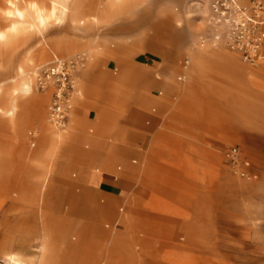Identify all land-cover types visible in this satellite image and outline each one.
<instances>
[{
	"label": "rangeland",
	"instance_id": "rangeland-1",
	"mask_svg": "<svg viewBox=\"0 0 264 264\" xmlns=\"http://www.w3.org/2000/svg\"><path fill=\"white\" fill-rule=\"evenodd\" d=\"M115 1L0 0V107L16 101L26 114L45 96L41 118L0 112V259L264 264V60L244 62L213 38L209 0H137L121 15L95 22L94 15ZM64 38L80 48L44 53V46ZM201 38L209 45L201 47ZM185 42L187 48L180 45ZM219 50L258 77L240 76L212 55ZM76 55L84 60L72 96L74 117L65 129L84 139L85 161L77 156L56 173L49 169L42 187V168L61 143L48 151L44 146L52 89L37 88L36 72L54 56ZM199 55L204 72L193 67ZM235 81L247 83L246 89ZM233 146L249 161L252 176L239 174L226 156ZM100 174L108 183L97 186ZM58 213L71 221L59 222ZM80 220L90 224L92 247L90 260L78 263L70 251L87 250L74 246ZM44 231L61 241L44 239ZM67 235L72 241L64 242Z\"/></svg>",
	"mask_w": 264,
	"mask_h": 264
},
{
	"label": "built area",
	"instance_id": "built-area-1",
	"mask_svg": "<svg viewBox=\"0 0 264 264\" xmlns=\"http://www.w3.org/2000/svg\"><path fill=\"white\" fill-rule=\"evenodd\" d=\"M208 11L215 40L223 42L244 62L256 64L264 60V0H209ZM83 60V55L71 58L54 56L37 69V88L52 89L48 118L58 128L66 125L77 70ZM226 156L239 174L252 176L249 161L239 156L236 147H230ZM0 264L12 263L6 257L0 259Z\"/></svg>",
	"mask_w": 264,
	"mask_h": 264
},
{
	"label": "crops",
	"instance_id": "crops-1",
	"mask_svg": "<svg viewBox=\"0 0 264 264\" xmlns=\"http://www.w3.org/2000/svg\"><path fill=\"white\" fill-rule=\"evenodd\" d=\"M150 0H147V1H144L142 3H148ZM140 2H138L137 0H116L114 3H110V4H106V6L104 8H102L101 10H99L97 12V14L94 15V21L95 22H98L100 20H103V19H108V18H111V17H116V16H119L121 15L126 8L130 7V6H134L135 4H138ZM93 18V17H91ZM195 33V31H189V32H186V34L188 33ZM186 34H183V36H185ZM191 44V43H190ZM182 45L184 48H187V43L185 42L184 44H180ZM190 46V45H189ZM49 47H52L53 50H55L56 52H59V53H64L66 54L64 48H60L58 49L56 45L54 46H44L43 49L45 48L44 53H46V49H48ZM70 52V51H69ZM68 53V52H67ZM212 55L215 56V57H218L220 58L221 60H223L224 62H226L229 66H231L234 71L238 72L239 71V68L238 66H236V63L238 61V59L235 57L234 54H231L229 52H226L224 50H219V51H216V52H212ZM193 67L197 70H200V71H206L208 68H207V64L205 62V58L203 55H199L197 56L194 61H193ZM153 69V68H151ZM77 91V86L75 88V91ZM77 94H78V91H77ZM45 96H39V99H34L35 100V105L34 104V107L32 109H30V112H27L26 114H24L22 112V110H20V107H18L16 101H11L10 104H8L7 106L5 107H0V112H2L3 114H5L6 116H12L14 114H16V111L20 110V113H21V116L25 119V121H28L31 119L30 116L32 115H38L37 117L41 118L42 116H44V112L40 109V102L41 100L44 98ZM75 98H73L74 100ZM133 99H134V102L135 103H139L140 100L142 99V96H141V92L138 88H135L134 91H133ZM39 102V103H38ZM36 108V109H35ZM34 110V111H33ZM9 112V113H8ZM36 113V114H35ZM74 112L71 113L69 119L72 118ZM83 114V113H82ZM78 116L80 118H83L85 119V121H92V120H95L91 117V115L89 116H82L80 113H78ZM67 119V121L69 120ZM82 120L80 119V122ZM8 123L14 127H21L22 129L25 128V126L27 125L26 122H23L22 125H19L18 122H14V121H8ZM15 123V124H14ZM83 124V123H82ZM48 124H43V143H44V146L45 147H48V141L47 139H45L44 137L46 136H51L53 137L52 135V132L50 130H44L45 127L47 126ZM106 131V134H107V130ZM78 132L83 135L84 134V131H83V127L80 128L78 130ZM115 135H121L120 132L116 133ZM70 136H72V140L70 141L69 138ZM77 137L74 136V134H72L71 132H67V134H65L63 137H62V143H61V148L56 152V155H53L51 157V159L49 161H46V163L44 164L43 168H42V180L40 182V186L44 187L46 184L49 183V179H50V175H49V169L53 170V169H57L54 173H56L58 170L61 169V164H69L70 162H72V159L77 157V156H83L80 158V160H84V152H86V148H85V144L84 142V139H82L81 136L79 135H76ZM84 136V135H83ZM122 136V135H121ZM70 138V139H71ZM80 139V140H79ZM47 151H48V148H47ZM82 153H81V152ZM136 152V151H134ZM139 152V151H138ZM121 160V159H120ZM86 163V162H85ZM44 172V173H43ZM54 175V174H53ZM104 175V173H103ZM101 176L100 175H97L95 176L94 178V183H97L98 185L97 186H101L103 183H108L107 181L104 180V176ZM54 177V176H53ZM52 178V176H51ZM105 181V182H104ZM52 184V183H51ZM97 186H89V187H97ZM153 197V196H151ZM150 197V198H151ZM110 206L108 205L107 208H109ZM57 219L58 221H71L70 217L68 216H64V215H60L59 213L57 214ZM70 223L68 222V226ZM79 227L81 228L80 232L73 238L75 239L76 241L74 242V246L75 245H78V244H83V246H85L87 248L86 252H82L80 249H78L77 247H74L71 249L70 253L74 254L75 255V260L76 262L80 263L81 259H83L85 262L89 259L88 255H87V251L89 250L88 248L89 247H92V245L89 243L90 240H91V236H90V224L89 223H84L82 222L81 220L79 221ZM47 232L44 231V234H43V237L44 239H50L51 242H53L52 239H55V240H58V241H61L58 237L59 235H56V236H52V235H47L46 234ZM46 234V235H45ZM72 237L71 235H67L66 236V240L64 242H69V241H72ZM78 239H82V240H78ZM77 241H80V242H77ZM116 248L118 249V247L116 246ZM118 254L120 255V257L124 260V256L121 252H119V250H117ZM68 255V254H67ZM125 261V260H124ZM126 263V262H125ZM64 264V263H62ZM127 264V263H126Z\"/></svg>",
	"mask_w": 264,
	"mask_h": 264
},
{
	"label": "bare ground",
	"instance_id": "bare-ground-1",
	"mask_svg": "<svg viewBox=\"0 0 264 264\" xmlns=\"http://www.w3.org/2000/svg\"><path fill=\"white\" fill-rule=\"evenodd\" d=\"M147 1V0H146ZM73 18H74V20L75 21H79V18L77 19V17L74 15L73 16ZM24 21V20H23ZM15 23H17V21L15 22ZM0 35H2V32L0 31ZM187 41V40H186ZM57 44H58V46H57V48L58 49H60V48H64V50H65V52H66V54H67V52L69 53V51L70 52H73V51H76L77 49H79L80 48V46H81V44H79V42H77V40H75V39H69V38H64V39H61V40H58V42H57ZM199 45L201 46V47H205V46H208L209 44H207V43H205L204 42V40H203V38H201L200 40H199ZM43 50H45V48L43 49ZM48 50H53V48L52 47H49L48 49H46V52L48 51ZM232 51V50H231ZM234 52V51H233ZM94 53V52H93ZM235 53V52H234ZM237 54V53H236ZM89 62H91V60L89 61ZM236 66H238V68H239V75L240 76H244V77H246V76H248L247 78L249 79H256L257 77H258V74H257V72L256 71H253V70H251V69H248V68H246V67H244V66H242L241 64H240V62L239 61H237V63H236ZM246 74H248V75H246ZM237 78V77H236ZM236 83H237V85H238V88L239 89H246L245 88V86L247 85V83H239L238 81H235ZM76 86V85H75ZM240 86V87H239ZM36 103V102H35ZM35 105H37V104H35ZM39 106V105H38ZM36 109V108H35ZM34 111V110H33ZM73 112V110H72V106H71V109H70V111L68 112V115H67V119H68V117L71 115V113ZM9 113V112H8ZM36 114V113H35ZM74 117V116H73ZM71 122V121H70ZM15 124V123H14ZM22 125V124H21ZM52 126V127H54V124H48L46 127H45V129L44 130H50L51 132H52V136L53 137H51V136H46V137H44L45 139H47V141H48V150H51V149H53V148H55V146H57L58 144H60V143H62V137L65 135V134H67V132H68V130L66 131V129H65V127L63 128V130H61V131H58V129H56L55 127L52 129L50 126ZM74 125V124H73ZM100 125V124H99ZM66 126V125H65ZM74 127V126H73ZM73 127H71L72 129H73ZM50 154V153H49ZM48 154V155H49ZM50 158V157H49ZM42 250H43V253H42V260L43 261H45L46 260V257H47V245H46V242H44L43 244H42ZM6 257H8L9 259H11V262H12V264H21V262H20V260L16 257V255L15 254H12V255H9V256H6ZM42 261V262H43Z\"/></svg>",
	"mask_w": 264,
	"mask_h": 264
}]
</instances>
